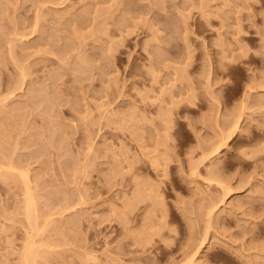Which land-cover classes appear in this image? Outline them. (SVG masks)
Segmentation results:
<instances>
[{"label":"rangeland","instance_id":"obj_1","mask_svg":"<svg viewBox=\"0 0 264 264\" xmlns=\"http://www.w3.org/2000/svg\"><path fill=\"white\" fill-rule=\"evenodd\" d=\"M263 85L264 0H0V264H264Z\"/></svg>","mask_w":264,"mask_h":264},{"label":"bare ground","instance_id":"obj_2","mask_svg":"<svg viewBox=\"0 0 264 264\" xmlns=\"http://www.w3.org/2000/svg\"><path fill=\"white\" fill-rule=\"evenodd\" d=\"M259 86H260V85H259ZM263 86H264V85H263ZM260 87H261V86H260ZM220 142H221V141H220ZM222 142L224 143L223 140H222ZM222 142L219 143V144L217 145V147H215V148L213 149V152H217V151H219L221 145H223ZM210 152H212V149H211ZM208 154H209V153H208ZM211 173H212V170H211ZM210 175H211V174H210ZM210 175L208 174L207 177H205V178H208V177L211 178V177H213V176H210ZM215 176H216V175H215ZM215 176H214V177H215ZM216 177L218 178V176H216ZM217 178H216V180H217ZM208 179H209V178H208ZM214 179H215V178H213V181H214ZM218 179H219V178H218ZM211 180H212V178L210 179V181H211ZM219 180H220V179H219ZM219 180H218V181H219ZM207 181H209V180H207ZM221 182H222V180L219 181V183L216 181V183H217L218 185H220ZM220 186L225 187L224 185H220ZM225 188H226V187H225ZM226 189H227V188H226ZM228 189H230V187H229ZM230 190H231V189H230ZM230 190H227V192L224 191V194H223L224 197H226V193H227V195H228V192H229ZM136 193H137V192H136ZM229 193H230V192H229ZM224 197H222V198H224ZM33 200H34V198H33L32 194L29 192L28 195H27V198H26V202H27V204H26V208H27L26 211H27V212H26V213H28L29 210L31 211V206H32V205L30 206V204L33 202ZM221 200H223V199H221ZM33 203H34V202H33ZM33 203H32V204H33ZM217 205H218V204H217ZM217 205H216V206H217ZM29 206H30V208H29ZM216 206H211L212 208H210V211H212V212H211V214H210V213H209L210 211H209L207 214L211 216L212 213H213V210H214L213 208H214V207L216 208ZM29 214H30V212H29ZM29 214H27L28 217H29L30 215H32V213H31L30 215H29ZM30 217H31V216H30ZM30 220H31V219H30ZM30 220H29V221H30ZM206 235H207V234H206ZM195 240H196V239H195ZM204 240L206 241V238H205V236L203 235V237H202V239H201V242L204 243ZM189 241H190V240H189ZM196 241H198V240H196ZM201 242H200V245L198 244V246H201V244H202ZM195 243H199V242H195ZM195 245H196V244H194L193 246H195ZM198 246L196 247V248H197L196 250H195V249H191V251H192V250H195V252H194V253H191V254H190V257H188L190 261H191V259L196 258L195 255L197 254L198 250L203 246V244H202L201 247H199V249H198ZM27 247H29V246H27ZM27 247H26V250H27ZM186 247H187V246H186ZM186 247H185V248H186ZM187 248H189V246H188ZM30 249H31V248H30ZM199 251H201V250H199ZM30 252H31V251H30ZM25 254H26V253H25ZM29 254H30V253H29ZM255 255H256V254H255ZM187 256H188V255H187ZM194 256H195V257H194ZM261 257H262V256H261ZM188 258H187V259H188ZM250 259H251V258H250ZM185 260H186V259H185ZM189 260H187V261L190 263ZM193 260H194V259H193ZM193 260H192V262H193ZM184 262H186V261H184ZM184 262H183V264H184ZM188 262H186L185 264H188ZM247 262H248V261H247ZM254 262H255V261H254ZM180 264H181V263H180ZM250 264H251V263H250Z\"/></svg>","mask_w":264,"mask_h":264}]
</instances>
